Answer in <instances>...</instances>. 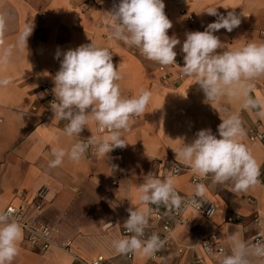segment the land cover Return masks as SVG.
<instances>
[{"label":"crops","instance_id":"0c3cea01","mask_svg":"<svg viewBox=\"0 0 264 264\" xmlns=\"http://www.w3.org/2000/svg\"><path fill=\"white\" fill-rule=\"evenodd\" d=\"M120 0H0V14L5 17V45L15 44L17 36L26 26L33 30L27 39V49L13 51V57L3 75L12 78V84L0 88V210L9 206L23 207L31 212L29 203L37 192L46 191L45 210L41 219L56 224L62 234L73 240L71 254L58 245L48 251L33 246L25 239L19 243V254L12 264H77L74 256L86 262L99 257L102 264H193L203 257L201 242L212 234H218L226 251L227 234L239 225L244 238L253 242L256 226L255 215L264 217V187L261 185L247 192L233 193L230 185H213L211 179L204 181L205 197L212 200L216 213L207 220L200 213L188 209L185 226H177L173 243L158 261L134 254L131 261L127 254H118L112 240L124 237V222L129 208L148 207L140 205L138 186L144 177L168 173L176 161L173 149L182 142L191 143L196 133L211 129L219 138L220 115L239 112L246 130L244 142L250 147L257 161L264 168V144L251 143L249 130L256 123L264 128V119L254 111L241 109V102L227 97L206 102L199 84L185 77L178 85V68L161 66L146 59L140 50L116 40L111 35V17L114 5ZM165 14L172 22L168 35L180 40L174 51L176 61L184 66L182 44L186 33L204 31L217 17L205 12L217 7V13L234 12L241 19L238 27L228 32H215L223 44L217 53L239 48L247 43H264V0H163ZM225 7V8H224ZM227 8V9H226ZM189 17H194L191 23ZM94 43L112 52L114 67L121 73L118 81L122 95L131 98L141 89L152 93L144 115L134 116V123L125 132L129 143L117 148L106 158L97 156L90 147L79 162L65 159L61 166L50 168L51 149L87 140L91 136H103L94 121L89 122L79 136L67 137L63 129L67 121L54 119L50 104L55 100L54 76L59 71L63 54L81 45ZM59 53V56L57 54ZM165 67L171 80L162 79L160 68ZM182 71V69H180ZM253 95L264 97V77L254 82ZM49 88L53 97L45 91ZM221 111L220 115L216 109ZM174 177L175 188L183 195L194 192V176L191 168ZM153 210L163 206L152 205ZM236 218H240L235 221ZM234 220V221H232ZM180 251H183L180 253ZM129 254V253H128ZM221 264V260L218 262Z\"/></svg>","mask_w":264,"mask_h":264},{"label":"clouds","instance_id":"9594fccd","mask_svg":"<svg viewBox=\"0 0 264 264\" xmlns=\"http://www.w3.org/2000/svg\"><path fill=\"white\" fill-rule=\"evenodd\" d=\"M164 9L163 0H120L113 11L107 13L111 17L112 37L138 48L146 59L161 66L176 64L174 49L181 42L168 35L172 22ZM205 12L217 19L204 31L186 33L181 48L184 53L181 75L191 77L199 84L207 103L213 105L225 97L239 100L242 110H252L264 119V97L253 95L254 82L264 77V43H247L218 54L216 50L223 44L214 33L220 29L232 32L240 25L241 19L234 12H228L226 16L218 14L217 7H210ZM5 27V17L0 14V88L12 84L11 76L2 73L7 70L14 49H27V39L33 30L32 24L26 26L18 34L15 44L5 45ZM121 79L119 67H114L112 52L108 48L92 42L63 54L60 69L54 76L55 100L50 104L54 119L67 121L63 129L67 137L79 136L90 120L96 123L99 132L107 134L91 136L72 143L68 148H52L50 168L61 166L66 158L79 162L90 147L95 148L98 157L106 158L114 149H123L129 144L123 134L130 130L134 116L145 114L152 93L141 89L139 95L126 98L118 83ZM216 110L219 115L221 111H227L223 108ZM220 119L219 138L211 129L199 130L191 143L182 142L173 149L176 161L191 168L199 178L210 177L213 185H230L229 190L237 194L247 192L262 183V165L244 142L247 134L239 112L220 115ZM177 172L178 169L173 168L168 173L149 172L144 177L137 189V199L140 205L148 207L128 209L130 215L123 227L130 235L111 242L118 254L133 253L155 258L164 247L166 239L158 233L146 237V229L150 206H163L169 211L184 206V197L175 188ZM206 191L204 183H197L189 202L199 208L196 198L205 199ZM12 216L11 210L0 211V264H12L23 240V228ZM257 225L260 231L256 242L246 240L239 225L235 226L233 233L227 234L229 249L221 251V264H264V217L258 218Z\"/></svg>","mask_w":264,"mask_h":264},{"label":"built area","instance_id":"2783aa9c","mask_svg":"<svg viewBox=\"0 0 264 264\" xmlns=\"http://www.w3.org/2000/svg\"><path fill=\"white\" fill-rule=\"evenodd\" d=\"M94 5L99 4V0H91ZM191 23L195 22L194 17H189ZM261 36L264 38V31L261 32ZM180 67H182L181 63L176 61V64L172 66V68H178L179 73L177 78L172 82L173 84L178 85L181 81L184 80L185 76L181 75ZM160 72L163 74L162 79L165 82L171 80V75L165 67L160 68ZM45 91L49 93L50 97H53L52 93L50 92L49 88H45ZM101 133V132H100ZM106 133V132H105ZM249 141L251 143H261L264 144V128L261 123H256L254 127L249 130ZM90 149V148H89ZM177 168L178 172L174 177L180 176L186 169L182 167L177 162H172L171 169ZM208 179L199 178L198 176L194 175L191 179L193 185L197 183H203ZM261 186L264 187V168L261 174ZM177 192L184 197L185 203L181 209L176 210L173 209L169 211L166 208L153 210L150 213L149 225L146 229V237L151 235L152 233H158L162 239H166V243L164 247L158 251L155 255V258H149V261L155 262L162 259L169 249V247L173 243V232L177 226H185L187 224V220L184 217L185 211L188 209L194 210L201 215L204 216L207 220H211L216 213V206L212 200L205 197L200 198L197 197V202L200 204V207L197 208L193 206L189 201L191 200L192 195L186 196L183 195L181 192L177 190ZM45 199H46V191L44 189L40 190L35 194L31 202L29 203L31 212L27 211L23 207H16V206H9L4 210L0 211H7L11 210L13 213L12 218L17 220L24 231L26 241L33 245V246H40L43 251H48L53 247L58 245V238L62 237L61 246L60 248L68 254H71V249L73 246V240L70 236H66L62 234V231L56 224H51L44 222L41 217L45 210ZM259 216L255 215L253 219V223L256 226V231L253 237V242H256L258 235H259V227L257 225V220ZM240 219V218H239ZM236 218L235 221L239 220ZM234 221V220H232ZM124 236L130 235L127 233L126 230L123 232ZM201 250L203 252V257L198 258L194 261L193 264H218V262L222 259L221 251H226V248L221 241V238L218 234H212L205 238L201 242ZM183 251H180L182 253ZM127 258L129 260L134 259V254L129 253L127 254ZM75 262L77 264H102L104 262V258L99 257L92 262H86L85 260L74 256Z\"/></svg>","mask_w":264,"mask_h":264}]
</instances>
